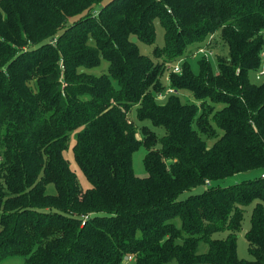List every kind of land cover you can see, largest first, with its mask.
Here are the masks:
<instances>
[{"label": "trees", "instance_id": "obj_1", "mask_svg": "<svg viewBox=\"0 0 264 264\" xmlns=\"http://www.w3.org/2000/svg\"><path fill=\"white\" fill-rule=\"evenodd\" d=\"M102 2L0 0V264H264V172L225 183L264 170V80L250 78L263 67L264 0ZM158 24L159 62L138 45L156 42ZM215 35L228 48L218 71L187 59L159 99L167 62L213 53ZM72 134L87 188L65 157ZM141 145L146 176L133 166Z\"/></svg>", "mask_w": 264, "mask_h": 264}, {"label": "rangeland", "instance_id": "obj_2", "mask_svg": "<svg viewBox=\"0 0 264 264\" xmlns=\"http://www.w3.org/2000/svg\"><path fill=\"white\" fill-rule=\"evenodd\" d=\"M109 0H104V2H102L100 5H98V9L101 7V5H104L108 2ZM71 21V20H70ZM215 43L213 44V53L209 54V57H205L203 54L201 53H195V51H189L188 52V56L183 57V59H179L177 61H171V62H167V66H166V70L162 76V80L164 82V85L166 86V89L169 87L170 85V81H169V77L173 74L176 73V71L174 70L175 66H180L181 70H182V64L185 60H189L191 63L192 68L195 71L199 70V66H198V60L201 58H205L206 60L209 59L212 65V69L214 72L218 71V66H217V55H225L228 51L227 45H225L222 42V39L220 38V35H215ZM164 44V30L163 27L161 25L158 24L157 26V39L156 42L152 45L144 43L139 41L138 45L140 48V51L143 54H146L150 57H152L155 61H163V58H165V56H160V58H157L156 56L153 55V49L155 48V46H162ZM262 66L264 67V51L262 52ZM103 67L102 68H96L95 72H101V70L106 69L108 67V62L105 61L103 63ZM181 70L178 72L180 73ZM250 78L253 82L255 83H261L264 79L262 80H257L256 79V74L251 71L250 72ZM182 91V95H183V101H185V99L189 102L192 101H196V99L194 98L193 94H191V92H189L188 90H181ZM206 101H208V103H211V101L209 99H207ZM200 102L198 101V104ZM215 107L219 108L220 107V103H216ZM136 119L137 124H139L138 126H140L141 121H139L136 117V107L132 108L131 113H130V119ZM146 123L150 126H152V128H154V126L151 124L150 121H146ZM143 124V123H142ZM155 129V128H154ZM157 130L159 128H156ZM160 133V130H159ZM164 131L161 130L160 134H163ZM138 137L141 139L142 138V134L141 131H138ZM75 134H72L70 136V138L67 141V148L65 150V157L67 158V160L70 162L72 168L75 170V172L77 173L79 182L81 184V186L83 188H87L91 185V183L89 182L87 176L85 175V173L83 172V170L81 169V167L78 165V163L75 160V156H74V145H75ZM214 141V138H210L208 139V142L211 144ZM147 148L144 145H141L135 152L133 155V166H134V171L137 175L139 176H146L148 174V171L146 169L145 166V162H144V158L145 155L147 154ZM262 172H264V170H252L249 172H242V173H238L237 175H234L230 178L227 179V181L225 182L226 184L229 183H233L235 181L238 180H242L244 178H253L257 175H260ZM212 181L207 180L204 184L205 187L211 186L212 185ZM47 190L49 193H54L55 190V186L53 184H49L47 187ZM202 191V187H198L193 189L192 191H185L184 193H182L181 198H185L187 197L190 193L193 192H200ZM252 209H253V204L246 207V211L245 214L243 216V221H242V228L240 230V232L238 233V239H237V252H238V256L240 258H245V259H251L252 255L249 252V244L248 241L246 239L245 233L246 231L250 228L251 225V213H252ZM227 231H221V232H216L213 236L216 238H223L227 235ZM206 247L204 245H202V250H205ZM3 264H25V257L23 256H11L8 257ZM128 264H133V261H130Z\"/></svg>", "mask_w": 264, "mask_h": 264}, {"label": "built area", "instance_id": "obj_3", "mask_svg": "<svg viewBox=\"0 0 264 264\" xmlns=\"http://www.w3.org/2000/svg\"><path fill=\"white\" fill-rule=\"evenodd\" d=\"M195 53H201V54H203L205 57L208 58V57H209V54H212V51H211L209 48H207V47H201V48L197 49V50L195 51ZM174 70H175L176 72H179V71L181 70V68H180V66H175V67H174ZM256 77H257V79H261L262 77H264V67H262V69H260V70L257 72ZM176 92H177V90H176L175 88L169 86L164 92H160V93L157 95V97H158L159 99H164V98L167 97L168 94H170V93H176ZM133 259H134V258H133L132 255H127V256L125 257V260H124V262H123L122 264H128L130 261H133Z\"/></svg>", "mask_w": 264, "mask_h": 264}, {"label": "water", "instance_id": "obj_4", "mask_svg": "<svg viewBox=\"0 0 264 264\" xmlns=\"http://www.w3.org/2000/svg\"><path fill=\"white\" fill-rule=\"evenodd\" d=\"M133 41H135V42H136V41H137V38H136V37H134V38H133Z\"/></svg>", "mask_w": 264, "mask_h": 264}]
</instances>
